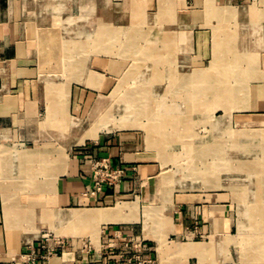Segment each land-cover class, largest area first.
<instances>
[{
	"label": "crops",
	"instance_id": "0c3cea01",
	"mask_svg": "<svg viewBox=\"0 0 264 264\" xmlns=\"http://www.w3.org/2000/svg\"><path fill=\"white\" fill-rule=\"evenodd\" d=\"M128 97L178 102L116 124ZM92 157L125 170L97 198ZM43 234L49 264H264V0H0V264Z\"/></svg>",
	"mask_w": 264,
	"mask_h": 264
},
{
	"label": "rangeland",
	"instance_id": "374dc122",
	"mask_svg": "<svg viewBox=\"0 0 264 264\" xmlns=\"http://www.w3.org/2000/svg\"><path fill=\"white\" fill-rule=\"evenodd\" d=\"M145 86H146L145 84H142L141 86L143 88L141 89L142 93L147 92V89L145 90L146 88ZM137 90L139 89L137 88ZM183 101H185V104L183 106L186 108V111L191 112L193 111L192 110L193 107H197V99L187 98L185 100H181V102ZM169 102L170 104L174 102H178V99H164V98L163 99L162 98L135 99L134 98L133 100H131V98L128 97L126 100L125 99L123 100L122 108L124 109V113L122 115L118 114L120 117L118 118L116 116L117 118H115L114 119L115 121L113 120V122H116V124L124 123L128 125V124H131L130 117L135 116L136 118H138L137 119L138 121H140L141 119L143 124H149L150 126L157 124L159 122L160 123L164 122L165 124L167 122L171 123V121H168L167 115L163 113L165 108H167V105L169 104ZM217 115L220 116L221 113L219 112ZM110 119H109V116L106 115L105 117H103V119H101V123H104L105 120L110 121ZM186 119H187V124L189 125L191 130L185 131L184 138H185V142L190 145L168 148L173 156V159L176 158L175 164L172 163L174 165H172L171 171L173 173H176L177 171L180 172L183 176L185 175L186 177L185 180L187 181L188 184L192 183L195 186H197V144H195L197 143V133H198L197 132V115L187 114ZM98 123L99 124H97L96 126L101 125L100 122ZM164 133H167V132H164ZM204 133L202 132V137H204L203 136L205 135ZM191 143L195 144V146H192ZM123 248L124 249H122V253L132 252L131 246H124ZM128 259L126 258L122 260L120 264H129ZM141 261H144V263L146 264L147 263L150 264L151 260L132 259L130 264H134V262L138 263Z\"/></svg>",
	"mask_w": 264,
	"mask_h": 264
},
{
	"label": "built area",
	"instance_id": "2783aa9c",
	"mask_svg": "<svg viewBox=\"0 0 264 264\" xmlns=\"http://www.w3.org/2000/svg\"><path fill=\"white\" fill-rule=\"evenodd\" d=\"M125 170L120 166H114L107 158H91L90 187L84 193L85 197L97 198L105 191H115L122 178ZM66 244L60 241L52 240L48 234H43L36 246H32L26 253L12 261L11 264H49V260L64 254ZM139 250L143 249L142 245H137ZM136 249V248H135ZM138 250V251H139ZM149 250L144 248V251ZM128 253V252H126ZM138 259V256H132L128 259Z\"/></svg>",
	"mask_w": 264,
	"mask_h": 264
},
{
	"label": "bare ground",
	"instance_id": "6f19581e",
	"mask_svg": "<svg viewBox=\"0 0 264 264\" xmlns=\"http://www.w3.org/2000/svg\"><path fill=\"white\" fill-rule=\"evenodd\" d=\"M86 119H88V118H86ZM97 119V118H96ZM92 121V120H91ZM107 121L108 120H105V122L104 123H101V120L99 121L100 122V124H101V127H103V128H105V126H106V124H107ZM88 122V121H87ZM99 124V123H98ZM99 126V125H98Z\"/></svg>",
	"mask_w": 264,
	"mask_h": 264
}]
</instances>
